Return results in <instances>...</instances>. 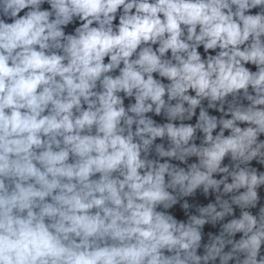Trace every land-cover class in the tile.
I'll return each mask as SVG.
<instances>
[{
	"label": "clouds",
	"instance_id": "9594fccd",
	"mask_svg": "<svg viewBox=\"0 0 264 264\" xmlns=\"http://www.w3.org/2000/svg\"><path fill=\"white\" fill-rule=\"evenodd\" d=\"M0 264H264V0H0Z\"/></svg>",
	"mask_w": 264,
	"mask_h": 264
}]
</instances>
